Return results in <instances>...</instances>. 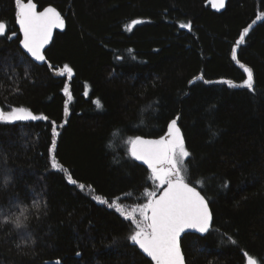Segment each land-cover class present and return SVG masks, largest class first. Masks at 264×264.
I'll return each instance as SVG.
<instances>
[{
	"label": "trees",
	"instance_id": "trees-1",
	"mask_svg": "<svg viewBox=\"0 0 264 264\" xmlns=\"http://www.w3.org/2000/svg\"><path fill=\"white\" fill-rule=\"evenodd\" d=\"M33 2L65 27L38 65L20 47L15 0H0V110L48 117L0 123V219L27 216L20 228L0 223V264H150L115 202L159 194L127 141L165 137L177 117L186 181L213 214L205 236L182 238L186 263L246 264L247 253L264 264V0ZM241 65L254 91L239 86Z\"/></svg>",
	"mask_w": 264,
	"mask_h": 264
},
{
	"label": "snow or ice",
	"instance_id": "snow-or-ice-1",
	"mask_svg": "<svg viewBox=\"0 0 264 264\" xmlns=\"http://www.w3.org/2000/svg\"><path fill=\"white\" fill-rule=\"evenodd\" d=\"M17 8V19L23 33L20 41L23 49L35 61L43 62L46 60L44 47L52 36L53 29L63 28L65 21L59 11L54 7H46L42 11L37 10V4L33 0H15ZM214 6L223 7L224 0H216ZM264 17V13H261ZM140 23V21H134ZM183 27H190L182 25ZM6 31V26L0 22V35ZM248 33V28L244 29V34ZM15 35V33H12ZM10 38V37H9ZM244 36L240 37L242 42ZM233 58L236 54L233 52ZM247 78L239 86L246 87L254 91L253 71L251 68L244 67ZM61 75L67 73L69 78L73 74V69L65 65L61 70ZM225 83L230 86H237L233 81ZM67 92V89H65ZM99 105V100L96 101ZM48 117L34 115L32 111L25 107H15L5 112L0 110V123H12L15 121H36ZM177 119H173L168 126L167 136L160 139L151 140L141 136L128 139L127 151L138 161H143L151 170L152 178L159 181V187L163 188L162 193L157 197L155 191L148 192V202L125 213V209L119 204H115L117 210L126 215V218L134 223L128 239L134 245H138L154 264H185V258L181 250L180 236L186 229H196L200 233H207L211 227L212 213L209 209L208 201L201 195L195 187L186 181L184 172L186 171L184 161L190 157L191 153L185 147L184 137L180 128L177 126ZM55 123V122H51ZM53 135H59L55 127L52 129ZM55 140L51 143V149L55 150ZM52 166L61 167L53 159ZM69 180L75 184L76 181ZM7 185L8 179H4ZM167 187H164V186ZM79 188L83 190L84 184ZM95 199L100 203L113 207L108 200L96 196ZM137 213L140 217L137 220ZM27 216L21 211L19 216H4L0 223L11 221L16 228L24 226ZM235 243V241H233ZM20 245H17L19 247ZM247 256V264H257V260L252 256Z\"/></svg>",
	"mask_w": 264,
	"mask_h": 264
},
{
	"label": "water",
	"instance_id": "water-1",
	"mask_svg": "<svg viewBox=\"0 0 264 264\" xmlns=\"http://www.w3.org/2000/svg\"><path fill=\"white\" fill-rule=\"evenodd\" d=\"M215 2H216V0H211V4L213 5V7L215 8V9H218V10H220V9H222L224 6H225V3H226V0H224V6L223 7H217V6H214V4H215ZM51 6V5H50ZM47 7H49V6H47ZM51 7H53V6H51ZM46 8V7H45ZM55 8V7H54ZM44 9V8H43ZM43 9H39V7H38V5H37V10L38 11H42ZM58 11V10H57ZM5 24V23H4ZM5 26H6V24H5ZM17 27H18V29H19V32H20V35H21V40L23 39V33H22V30L20 29V25H19V23H18V19H17ZM64 27H65V24H64ZM63 27V28H64ZM62 28V29H63ZM61 28H55V29H53V32H52V36H51V39L49 40V42L45 45V47H44V55H45V52H46V50L50 47V45H51V43H52V41H53V38H54V35H55V32L57 31V30H62ZM6 32H7V27H6V31H5V33L3 34V35H5L6 34ZM3 35H0V36H3ZM20 47L22 48V50L35 62V63H37L38 65H44V64H46L47 63V59L45 60V61H43V62H40V61H35V59L34 58H32L31 56H30V54H28L27 52H26V50L25 49H23V47H22V45H21V43H20ZM46 57V56H45ZM26 108V107H25ZM30 110V109H29ZM31 111V110H30ZM32 113L34 114V115H36L33 111H32ZM38 116H41V117H44V116H42V115H38ZM44 120V119H43ZM37 121V120H36ZM18 122H23V123H29V122H31V121H15V122H12V123H18ZM177 126L179 127V125H178V119H177ZM180 128V127H179ZM180 130H181V128H180ZM167 133H168V129H167ZM181 133H182V130H181ZM182 135H183V133H182ZM166 136H167V134H166ZM184 137V136H183ZM143 138H145V137H143ZM145 139H151V140H156V139H160V138H145ZM134 158V157H133ZM135 159V158H134ZM136 160V159H135ZM138 161V160H137ZM139 163H141L142 165H144V166H146V167H148L146 164H144V162L143 161H138ZM192 186V185H191ZM164 187H167L166 185L164 186ZM192 187H194V186H192ZM196 190L197 191H199L197 188H196ZM162 191H163V188L161 189V191L159 192V194H157V197H159V195L162 193ZM200 192V191H199ZM201 193V192H200ZM201 195H202V193H201ZM206 199V198H205ZM207 200V199H206ZM209 204V203H208ZM209 209H210V206H209ZM210 211H211V209H210ZM211 213H212V211H211ZM212 224H213V214H212V221H211V227H212ZM211 227L209 228V231H210V229H211ZM208 231V232H209ZM207 232V233H208ZM189 233H191V234H196V235H199V236H205L207 233H200L198 230H196V229H186L183 233H181V236H180V244H181V240H182V238L186 235V234H189ZM137 247H138V245H137ZM138 249H139V247H138ZM181 250H182V246H181ZM139 251L145 256V258L147 259V260H149V262H150V264H154V261H152L151 260V258L150 257H148L147 256V254L146 253H143V250L142 249H139ZM182 253H183V250H182ZM183 255H184V253H183ZM184 258H185V255H184ZM185 264H187L186 263V258H185ZM246 264H247V260H246Z\"/></svg>",
	"mask_w": 264,
	"mask_h": 264
},
{
	"label": "rangeland",
	"instance_id": "rangeland-1",
	"mask_svg": "<svg viewBox=\"0 0 264 264\" xmlns=\"http://www.w3.org/2000/svg\"><path fill=\"white\" fill-rule=\"evenodd\" d=\"M67 95H68V93H67ZM69 96V95H68ZM154 179V178H153ZM154 185L157 187V189H159L160 187H159V181L158 180H155L154 179ZM117 203H119V202H115V204H117ZM120 204V203H119ZM124 209H125V213H127V212H131L133 209H135V208H138L139 206H128V205H126V204H120ZM123 215H125V214H123ZM126 216V215H125ZM136 218H140L139 217V215H138V213H137V217Z\"/></svg>",
	"mask_w": 264,
	"mask_h": 264
}]
</instances>
